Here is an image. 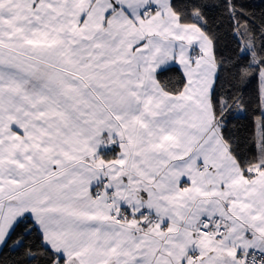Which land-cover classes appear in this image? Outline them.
<instances>
[{"label": "snow or ice", "instance_id": "obj_1", "mask_svg": "<svg viewBox=\"0 0 264 264\" xmlns=\"http://www.w3.org/2000/svg\"><path fill=\"white\" fill-rule=\"evenodd\" d=\"M0 264H264V0H0Z\"/></svg>", "mask_w": 264, "mask_h": 264}, {"label": "trees", "instance_id": "obj_2", "mask_svg": "<svg viewBox=\"0 0 264 264\" xmlns=\"http://www.w3.org/2000/svg\"><path fill=\"white\" fill-rule=\"evenodd\" d=\"M257 2H259V0H257Z\"/></svg>", "mask_w": 264, "mask_h": 264}]
</instances>
